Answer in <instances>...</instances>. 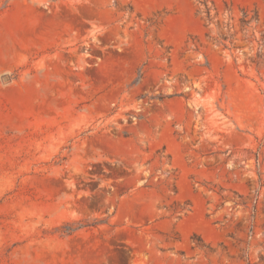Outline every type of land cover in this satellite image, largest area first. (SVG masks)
<instances>
[{"label": "rangeland", "instance_id": "1", "mask_svg": "<svg viewBox=\"0 0 264 264\" xmlns=\"http://www.w3.org/2000/svg\"><path fill=\"white\" fill-rule=\"evenodd\" d=\"M0 264H264V0H0Z\"/></svg>", "mask_w": 264, "mask_h": 264}, {"label": "bare ground", "instance_id": "2", "mask_svg": "<svg viewBox=\"0 0 264 264\" xmlns=\"http://www.w3.org/2000/svg\"><path fill=\"white\" fill-rule=\"evenodd\" d=\"M105 254V253H104ZM115 256L112 257L113 260H116V258H114Z\"/></svg>", "mask_w": 264, "mask_h": 264}]
</instances>
